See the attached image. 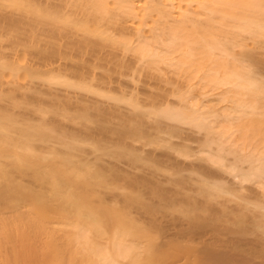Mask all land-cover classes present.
I'll return each instance as SVG.
<instances>
[{"label":"bare ground","instance_id":"1","mask_svg":"<svg viewBox=\"0 0 264 264\" xmlns=\"http://www.w3.org/2000/svg\"><path fill=\"white\" fill-rule=\"evenodd\" d=\"M0 264H264V0H0Z\"/></svg>","mask_w":264,"mask_h":264}]
</instances>
